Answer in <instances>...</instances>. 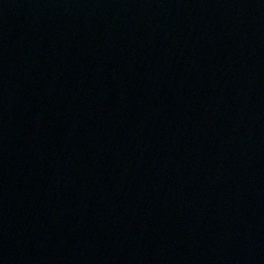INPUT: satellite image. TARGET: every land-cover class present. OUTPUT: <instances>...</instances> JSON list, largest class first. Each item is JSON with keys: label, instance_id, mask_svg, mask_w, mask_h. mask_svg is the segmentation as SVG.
<instances>
[{"label": "water", "instance_id": "obj_1", "mask_svg": "<svg viewBox=\"0 0 264 264\" xmlns=\"http://www.w3.org/2000/svg\"><path fill=\"white\" fill-rule=\"evenodd\" d=\"M0 264H264V0H0Z\"/></svg>", "mask_w": 264, "mask_h": 264}]
</instances>
